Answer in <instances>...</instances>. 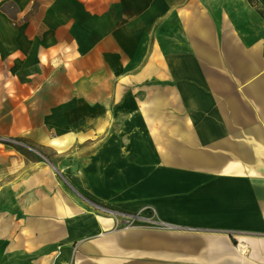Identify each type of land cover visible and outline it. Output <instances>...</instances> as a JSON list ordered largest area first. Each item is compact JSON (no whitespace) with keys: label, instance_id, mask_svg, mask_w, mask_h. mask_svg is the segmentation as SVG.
<instances>
[{"label":"crops","instance_id":"crops-1","mask_svg":"<svg viewBox=\"0 0 264 264\" xmlns=\"http://www.w3.org/2000/svg\"><path fill=\"white\" fill-rule=\"evenodd\" d=\"M0 0V264H264V0Z\"/></svg>","mask_w":264,"mask_h":264},{"label":"built area","instance_id":"built-area-1","mask_svg":"<svg viewBox=\"0 0 264 264\" xmlns=\"http://www.w3.org/2000/svg\"><path fill=\"white\" fill-rule=\"evenodd\" d=\"M22 147L30 148L20 139L0 137V148L20 149Z\"/></svg>","mask_w":264,"mask_h":264},{"label":"rangeland","instance_id":"rangeland-1","mask_svg":"<svg viewBox=\"0 0 264 264\" xmlns=\"http://www.w3.org/2000/svg\"><path fill=\"white\" fill-rule=\"evenodd\" d=\"M20 149H24V150H28V151H30V153H31L32 156H35V157L38 156L37 153L33 152L32 149H30V148L22 147V148H20ZM17 150H19V149H17Z\"/></svg>","mask_w":264,"mask_h":264},{"label":"trees","instance_id":"trees-1","mask_svg":"<svg viewBox=\"0 0 264 264\" xmlns=\"http://www.w3.org/2000/svg\"><path fill=\"white\" fill-rule=\"evenodd\" d=\"M249 3H251L252 5H256L254 0H249ZM256 7H257V10L261 11L260 8L257 5H256Z\"/></svg>","mask_w":264,"mask_h":264}]
</instances>
